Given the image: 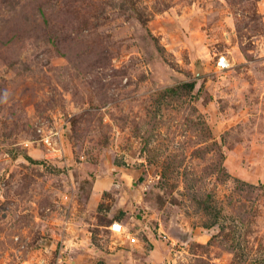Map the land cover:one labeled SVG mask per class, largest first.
Instances as JSON below:
<instances>
[{
    "label": "rangeland",
    "instance_id": "rangeland-1",
    "mask_svg": "<svg viewBox=\"0 0 264 264\" xmlns=\"http://www.w3.org/2000/svg\"><path fill=\"white\" fill-rule=\"evenodd\" d=\"M0 264H264V0H0Z\"/></svg>",
    "mask_w": 264,
    "mask_h": 264
},
{
    "label": "built area",
    "instance_id": "built-area-1",
    "mask_svg": "<svg viewBox=\"0 0 264 264\" xmlns=\"http://www.w3.org/2000/svg\"><path fill=\"white\" fill-rule=\"evenodd\" d=\"M218 66H221V68L225 67V64L223 63V61L220 59L218 61ZM110 229L113 231H119L122 232L124 230L123 224L118 221V220H114L110 225H109ZM136 239V238H135Z\"/></svg>",
    "mask_w": 264,
    "mask_h": 264
},
{
    "label": "trees",
    "instance_id": "trees-1",
    "mask_svg": "<svg viewBox=\"0 0 264 264\" xmlns=\"http://www.w3.org/2000/svg\"><path fill=\"white\" fill-rule=\"evenodd\" d=\"M189 86H190V87H193V84H192V83H190V84H189Z\"/></svg>",
    "mask_w": 264,
    "mask_h": 264
},
{
    "label": "bare ground",
    "instance_id": "bare-ground-1",
    "mask_svg": "<svg viewBox=\"0 0 264 264\" xmlns=\"http://www.w3.org/2000/svg\"><path fill=\"white\" fill-rule=\"evenodd\" d=\"M221 60L224 62L225 61V58H222Z\"/></svg>",
    "mask_w": 264,
    "mask_h": 264
},
{
    "label": "clouds",
    "instance_id": "clouds-1",
    "mask_svg": "<svg viewBox=\"0 0 264 264\" xmlns=\"http://www.w3.org/2000/svg\"><path fill=\"white\" fill-rule=\"evenodd\" d=\"M220 60V59H219ZM224 63V62H223ZM225 67H226V64H225ZM224 68V67H223Z\"/></svg>",
    "mask_w": 264,
    "mask_h": 264
}]
</instances>
